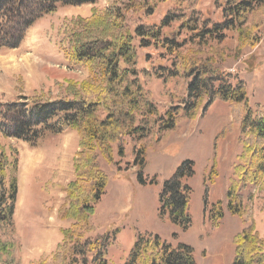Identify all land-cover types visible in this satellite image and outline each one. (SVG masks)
Masks as SVG:
<instances>
[{
	"label": "rangeland",
	"instance_id": "374dc122",
	"mask_svg": "<svg viewBox=\"0 0 264 264\" xmlns=\"http://www.w3.org/2000/svg\"><path fill=\"white\" fill-rule=\"evenodd\" d=\"M110 5L121 9L123 30L132 33L142 25L148 31H160V39L179 45L171 51L167 40H156L144 48L138 39L133 41L137 77L156 106L157 117L165 118L166 111H176L177 116L175 126L163 133L157 132L154 117L150 118V135L140 141L146 148L145 184L137 179L131 152L135 142L130 138L124 140L122 158L117 156L116 144L113 162L100 158L108 182L91 216L93 231L86 237H109L108 264L126 262L137 232L157 234L174 247L178 243L191 246L197 264H231L238 236L252 225L263 241L264 253V174L258 185L245 191L252 195L249 217L230 214L226 192L242 151L240 123L234 121L231 104L220 100L206 106L204 98L194 110H184L189 79L181 65L206 64L232 85L241 80L247 106L255 111L257 105L264 104V3L246 14L241 27L249 32V38L261 34L260 40L241 46L235 29L225 31L221 40H213L195 37L182 27L193 9L210 24L221 23L226 0H97L90 5L59 6L27 30L18 48L0 49V103L65 97L69 82L87 80L91 67L75 60L73 54L86 29L98 32L103 28L101 19L96 24L94 21ZM163 22L168 24L163 26ZM78 146L79 136L72 129L49 134L32 146L0 133V166L5 169L2 176L0 173V184L7 190L13 178L17 183L13 224L0 223V242L6 249L0 251V264L52 262L62 231L69 226L59 217L58 209L74 176L72 162ZM185 159L194 162V174L183 180L191 188L190 223L183 230L161 211L159 196L163 182ZM152 179L157 184H151ZM219 201L224 215L217 220L212 208Z\"/></svg>",
	"mask_w": 264,
	"mask_h": 264
},
{
	"label": "trees",
	"instance_id": "16d2710c",
	"mask_svg": "<svg viewBox=\"0 0 264 264\" xmlns=\"http://www.w3.org/2000/svg\"><path fill=\"white\" fill-rule=\"evenodd\" d=\"M96 2L0 0V49L18 48L27 30L44 15L55 12L59 6H81ZM261 3L264 0H226L222 9L224 20L213 24L203 20L200 12L193 9L182 21V27L195 37L213 40H221L225 31L235 29L240 46L246 42L257 44L261 34L249 38V32L241 27L246 22V14ZM123 18L121 9L110 5L94 21L96 24L101 19L103 28L98 32H92L91 28L84 31V39L76 47L73 58L89 64V75L85 81L69 82L65 97L31 103L19 98L0 103V133L7 138L32 146L49 134H62L68 129L75 130L79 136V150L72 162L74 176L64 189V203L58 209L59 217L69 222V226L62 231V241L56 246L52 262L41 264H108L109 237H86L93 231L91 216L108 182L100 158L107 163L113 162L114 144L117 156L122 158L124 140L130 138L135 142L131 152L134 155L133 166L138 168L137 179L140 184H145L142 172L146 148L140 141L150 135V118L154 117L158 133L175 126L177 112L166 111L165 118L157 117L156 106L147 98L138 80L133 41L138 39L139 46L144 48L156 40H167L171 51L179 45L166 38L160 39V31H148L142 25L135 27L132 33L123 30ZM166 24L163 22V26ZM181 65L189 79L184 110H194L204 98L206 106L220 100L231 104L234 121L240 123L242 151L233 167L234 179L226 192V208L230 214L246 219L249 217L248 200L252 195L250 191H245L258 185L264 174V104L257 105L255 111L247 106L246 88L241 80L232 85L228 78L214 72L206 64L189 62ZM138 116L140 119L136 123ZM193 167L192 160L182 161L172 177L163 182L159 196L161 211L167 212L169 220L183 230L190 223L188 200L191 191L183 180L193 176ZM0 173L1 176L5 173L3 166H0ZM150 183L157 184L154 179ZM206 190L205 187V193ZM16 195V178L12 179L7 190L0 184V223L7 226L13 224ZM212 209L216 211L213 218L222 219V203L217 202ZM253 230L251 225L238 236L231 264H264L263 241ZM2 248L5 249L0 242V251ZM124 264L197 262L189 245L178 243L174 247L157 234L137 232Z\"/></svg>",
	"mask_w": 264,
	"mask_h": 264
}]
</instances>
